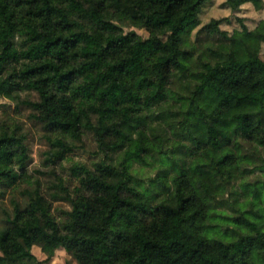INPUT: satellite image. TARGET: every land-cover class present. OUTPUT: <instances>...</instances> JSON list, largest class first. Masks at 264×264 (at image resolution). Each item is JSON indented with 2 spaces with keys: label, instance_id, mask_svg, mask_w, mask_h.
<instances>
[{
  "label": "trees",
  "instance_id": "1",
  "mask_svg": "<svg viewBox=\"0 0 264 264\" xmlns=\"http://www.w3.org/2000/svg\"><path fill=\"white\" fill-rule=\"evenodd\" d=\"M205 2L0 0V99L25 106L51 146L29 174L26 136L0 123V181L36 187L33 209L14 197L0 209V264H38L34 246L46 260L65 246L76 264H264V120L247 105L264 107V61L211 47L222 19L182 49ZM246 3L264 7L223 5ZM240 27L226 39L264 43V20ZM157 121L173 149L150 127ZM86 134L102 157L70 165L72 197L57 168ZM158 156L173 171L142 188L139 169ZM57 202L69 205L60 218Z\"/></svg>",
  "mask_w": 264,
  "mask_h": 264
},
{
  "label": "rangeland",
  "instance_id": "2",
  "mask_svg": "<svg viewBox=\"0 0 264 264\" xmlns=\"http://www.w3.org/2000/svg\"><path fill=\"white\" fill-rule=\"evenodd\" d=\"M224 0H206V2L201 7V12L199 14L200 26L197 27L192 34L182 35L180 47L185 50H189L195 43V35L200 27L207 24L212 19H222V22L218 26L208 40L209 45L214 49L230 55L234 60L246 61L255 57H259L264 61V43H260L257 40L247 39L241 37L240 39L227 40L226 38H231V34L234 30L240 29V25L243 23L248 29L252 30L256 27L259 20H264V7L261 10H256L251 4H243L239 11L233 13L223 5ZM264 4V0H263ZM124 31H133L139 35H144L142 30L137 28L124 27ZM184 84V83H183ZM176 85L173 91L176 94H184L185 85ZM202 94L198 95L197 98H201ZM24 96V94H22ZM30 100L35 99V95L29 96ZM249 109L252 112H257L259 116L264 120V107L257 104L247 103ZM194 109H191V130L199 136V126L196 120L195 113H192ZM30 111L21 104H16L15 101H9L5 99H0V123L9 126L10 129H16L20 127V130L26 136L25 144L28 149L29 160L27 170L29 174L39 167H41V162L44 158V153L51 150V146L45 138V133H43L39 127L28 118ZM163 123V122H162ZM159 123V121L154 122L150 127L153 132L162 138L167 139V144H169V150L174 148L175 138L169 133L167 126L165 124ZM173 144V145H172ZM71 150L67 153V159L62 161L63 170L59 167L57 168L59 175L65 180V185L68 188L69 193L72 197L77 196V185L74 178L71 177L69 168L71 164H82L91 168L95 161H98L102 155L99 154L96 148V143L90 134H86L80 143L73 142L70 144ZM120 156H114V159ZM149 166L141 167L139 169L138 177L140 179L139 183L142 188L151 187L149 183L153 179L158 170L168 169L173 171L170 164L163 161V157L160 156L148 159ZM135 168L137 166L135 165ZM60 169V170H59ZM258 171H254L245 180L249 181L255 176H258ZM151 187L150 189H153ZM36 187L25 181H19L15 184L10 183L6 180L0 181V209L5 207L11 197H14L16 203L21 209H33V198L34 191ZM12 191V192H11ZM251 198L246 197L242 201H249ZM56 209L52 211L56 218H60L61 215L58 213L60 210H68L69 205L63 202H57L53 205ZM58 211V212H57ZM230 214V212H227ZM36 217L39 218V224L42 229L46 230V220L42 213H36ZM32 254L38 260V264H76L72 259L71 253L67 250L65 246H62L55 250L53 257L50 260H46V256L39 250L38 247L34 246L31 249Z\"/></svg>",
  "mask_w": 264,
  "mask_h": 264
}]
</instances>
